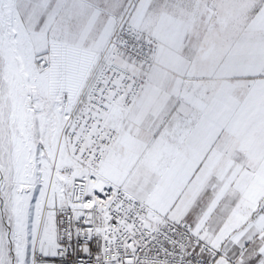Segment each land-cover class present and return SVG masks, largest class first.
Instances as JSON below:
<instances>
[{
  "label": "snow or ice",
  "instance_id": "6c2138e0",
  "mask_svg": "<svg viewBox=\"0 0 264 264\" xmlns=\"http://www.w3.org/2000/svg\"><path fill=\"white\" fill-rule=\"evenodd\" d=\"M0 264H264V0H0Z\"/></svg>",
  "mask_w": 264,
  "mask_h": 264
}]
</instances>
